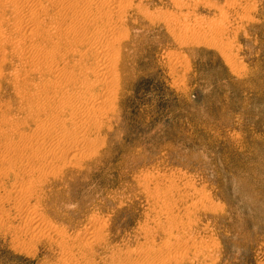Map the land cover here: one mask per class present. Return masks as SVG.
Instances as JSON below:
<instances>
[{
	"label": "rangeland",
	"instance_id": "obj_1",
	"mask_svg": "<svg viewBox=\"0 0 264 264\" xmlns=\"http://www.w3.org/2000/svg\"><path fill=\"white\" fill-rule=\"evenodd\" d=\"M179 1L147 0L154 21L129 26L128 85L94 147L37 170L25 202L0 180V264H63V248L126 264L166 242L167 264H264V0ZM0 101V121L29 118L12 86Z\"/></svg>",
	"mask_w": 264,
	"mask_h": 264
},
{
	"label": "bare ground",
	"instance_id": "obj_2",
	"mask_svg": "<svg viewBox=\"0 0 264 264\" xmlns=\"http://www.w3.org/2000/svg\"><path fill=\"white\" fill-rule=\"evenodd\" d=\"M146 1L0 0V93L4 87L7 88V85L12 86L20 99L19 108L24 110V116L26 114L29 117L24 118L23 125L18 123L22 127L34 124V131L31 133L20 132L18 134L17 132L18 135H16L14 131L16 132L18 129L16 126L19 127L17 121L14 120L16 117L9 116L7 118L5 116V119L0 121L3 126L4 124L7 125L3 128L0 127V180L10 178L16 182L13 191L9 193L10 196L25 202V199L28 198L27 194L29 195V192L31 193L35 188L34 182L36 183L37 178L35 179L33 174L37 170L41 173L70 155L78 158L79 155L88 151L85 149L87 146H91L95 141L98 142L95 140L96 134L99 135L103 130V125L107 124V120L115 115L113 113L121 103L122 92L128 85L130 65L127 60L130 57L129 49L132 48L135 41L132 39L129 26L132 22H140L141 17L153 20L152 12L150 13L148 10ZM176 1L173 0V3ZM183 2H181L182 6ZM210 5L212 7L213 4L210 3ZM156 14L158 15V13ZM159 15L158 17H160ZM163 16L165 17L166 14L163 13ZM165 18L166 26L168 25L169 28L175 25V30L180 29L181 33L187 31L184 20L172 24ZM174 20L172 21L175 22ZM191 30L189 28V31ZM191 36L190 39H192ZM181 39L179 38L180 41ZM197 43L199 42L197 41ZM172 64L174 65V63ZM11 68L12 70L9 71ZM173 82L175 81L173 80ZM3 141L5 142L3 143ZM91 148L89 150H92ZM44 172L42 174H45ZM42 174L38 176L39 179ZM164 206L166 205L164 204ZM40 216L42 215L40 214ZM31 219L30 224L35 222V219ZM24 224L27 225L28 223ZM96 234L98 235L94 232L88 237V240L91 242ZM62 237L63 240L61 239L62 242L59 243L65 247V242L68 241L65 240V234L62 233ZM96 238L99 240V237L96 236ZM87 244L83 245L87 246ZM162 245L160 247L152 246L153 248L150 246V250H143L142 258L136 260V263L133 261L134 264H167L171 260L170 257L175 259L174 256H180L177 255V251L176 255H173L175 250L171 244L166 242ZM89 252L84 250L80 254L69 250V248H63V257L60 256L63 264H76L77 258L81 260L84 257L90 264L92 258ZM129 260L132 262L131 259ZM177 261L179 260H175V262ZM130 262L125 263H133ZM171 262L173 261L171 260Z\"/></svg>",
	"mask_w": 264,
	"mask_h": 264
}]
</instances>
